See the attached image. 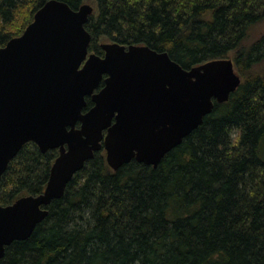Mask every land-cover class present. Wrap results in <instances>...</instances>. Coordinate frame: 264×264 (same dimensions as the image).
<instances>
[{
  "label": "trees",
  "instance_id": "1",
  "mask_svg": "<svg viewBox=\"0 0 264 264\" xmlns=\"http://www.w3.org/2000/svg\"><path fill=\"white\" fill-rule=\"evenodd\" d=\"M47 0H0V47ZM94 6L89 51L148 45L189 68L232 58L242 83L157 167L113 170L100 150L0 264H264V0H62ZM90 108L93 103L87 99ZM59 149L26 143L0 204L41 193Z\"/></svg>",
  "mask_w": 264,
  "mask_h": 264
},
{
  "label": "water",
  "instance_id": "2",
  "mask_svg": "<svg viewBox=\"0 0 264 264\" xmlns=\"http://www.w3.org/2000/svg\"><path fill=\"white\" fill-rule=\"evenodd\" d=\"M93 11L47 0L0 47V184L26 143L59 149L41 193L0 204V263L97 151L115 171L132 160L157 167L243 81L228 57L185 68L148 45L107 41L103 55L90 52Z\"/></svg>",
  "mask_w": 264,
  "mask_h": 264
},
{
  "label": "rangeland",
  "instance_id": "3",
  "mask_svg": "<svg viewBox=\"0 0 264 264\" xmlns=\"http://www.w3.org/2000/svg\"><path fill=\"white\" fill-rule=\"evenodd\" d=\"M263 33H264V23H262V25L257 28V32L251 35V39H255L258 35Z\"/></svg>",
  "mask_w": 264,
  "mask_h": 264
}]
</instances>
